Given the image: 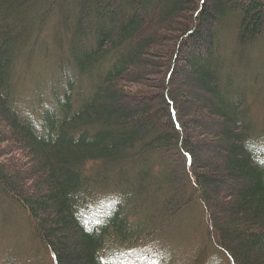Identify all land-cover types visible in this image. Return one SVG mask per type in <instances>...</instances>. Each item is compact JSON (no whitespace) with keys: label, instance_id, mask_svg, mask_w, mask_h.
<instances>
[{"label":"trees","instance_id":"1","mask_svg":"<svg viewBox=\"0 0 264 264\" xmlns=\"http://www.w3.org/2000/svg\"><path fill=\"white\" fill-rule=\"evenodd\" d=\"M259 58L264 0H0V148L26 160L0 161V198L53 264H118L135 250V264H264V112L253 110L264 73L235 69ZM188 77L215 137L193 138L187 120H199L185 113L197 105L174 102ZM221 139L237 187L197 169ZM220 193L247 219L244 236L216 221ZM193 205L179 261L166 247Z\"/></svg>","mask_w":264,"mask_h":264},{"label":"rangeland","instance_id":"2","mask_svg":"<svg viewBox=\"0 0 264 264\" xmlns=\"http://www.w3.org/2000/svg\"><path fill=\"white\" fill-rule=\"evenodd\" d=\"M209 3V2H208ZM151 27V26H150ZM163 30H157V32L162 33ZM230 46L233 45V42L228 43ZM261 59L259 58L256 62V60L252 61H243L242 65L239 67H236L237 73H243L250 70H259L260 72L264 73V62L259 63ZM186 70V69H185ZM33 71V70H31ZM187 71V70H186ZM185 76V75H184ZM140 77V76H139ZM186 77V76H185ZM143 76L141 77V79ZM193 77L184 78L183 84L181 86L180 91H178V96H174V102H178V97H184L186 98L187 95L191 97V100L194 101V105L198 104V99L201 98V96L204 95V93L199 90L191 81ZM38 80V84L41 85V82L45 84V91H47L51 87L50 80L47 78L46 73L42 74L40 77L35 78ZM140 80V78H139ZM30 81V80H29ZM32 84V83H31ZM31 85L29 86V88ZM41 89V86H39ZM260 96V97H259ZM25 97H30L28 93H25ZM200 97V98H199ZM259 97V98H258ZM263 97L264 92H261L258 96H256V101H259L257 103H254L253 110L255 113H263L264 112V103H263ZM126 101V100H125ZM195 107V109H190L186 117H194V119L199 120L198 122H193L190 120H187L190 124L189 131L190 135L193 138L198 137L200 133H213L214 137L216 134L219 133V126L215 125L214 121H210L209 117L206 115H203L201 113H198V107ZM216 121L218 119L214 118ZM187 123V122H186ZM193 126V127H192ZM201 127L200 130L197 128ZM0 124V129H1ZM8 136V132L6 134ZM211 134L207 135V139H211ZM226 141L221 139L218 141L215 147L211 148L210 146L203 145L202 152L197 153L196 157L201 158L200 164H198L197 169L199 172H206L207 175H214V176H220L222 179H225V186L226 187H237L239 181L235 180L234 178H231L227 176L225 168H224V150L226 146ZM7 150V147L0 148V161H4L6 163L11 162V167H17V169H22L23 164L25 163V157L24 153L18 152H10ZM125 175L128 172V169H123ZM131 176V175H130ZM27 191H30V188H28ZM226 194H218L215 196L214 200L212 201V205L214 207L215 217L216 221L224 226L228 231L231 232V234L235 235L236 237H242L244 236L241 229H244L246 224V218L245 217H233L232 212L229 210L228 206L225 205L224 196ZM152 199V197H150ZM183 215L186 214V216H183L182 221L179 222L180 229L185 230L179 231L177 230L176 236L173 239L172 245L169 247H166L167 249L171 248L172 250H177L176 256L179 259V261L183 260L187 255V247L188 242L190 241V237H193V229L190 226L193 223V219L191 217H197L199 220V209L197 205H193L192 207L187 208ZM18 208L17 205H11L6 201V198H0V264H22L24 260H28L30 264H53L52 260L50 259V255L43 251V254L40 253L38 250V247L35 243H37L40 247L41 244L38 240H36L32 234L31 228L29 226L28 221L24 219V216ZM197 220V221H198ZM235 224H233L234 222ZM3 222V223H2ZM188 227H185L186 225ZM185 225V226H184ZM239 226V227H238ZM254 230V229H252ZM179 233V235H178ZM189 237V238H188ZM35 241V242H34ZM147 247V246H146ZM159 247V246H158ZM145 248V247H143ZM162 249L163 251L166 249ZM167 252H170V250ZM151 252L158 253V251L150 250ZM118 254V253H117ZM137 251H131L126 253L125 259L121 257V254L114 255V259H116L119 263L118 264H135V262L138 259ZM166 256V257H167ZM121 257V258H120ZM120 258V259H119ZM26 260V261H27ZM38 260L39 263H38ZM145 262H147L145 260ZM151 262V260H149ZM138 264V263H136Z\"/></svg>","mask_w":264,"mask_h":264},{"label":"bare ground","instance_id":"3","mask_svg":"<svg viewBox=\"0 0 264 264\" xmlns=\"http://www.w3.org/2000/svg\"><path fill=\"white\" fill-rule=\"evenodd\" d=\"M241 129V128H240Z\"/></svg>","mask_w":264,"mask_h":264}]
</instances>
